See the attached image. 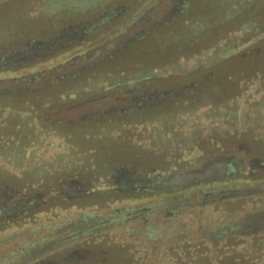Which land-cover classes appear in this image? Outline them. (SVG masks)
Masks as SVG:
<instances>
[{
    "label": "trees",
    "instance_id": "1",
    "mask_svg": "<svg viewBox=\"0 0 264 264\" xmlns=\"http://www.w3.org/2000/svg\"><path fill=\"white\" fill-rule=\"evenodd\" d=\"M31 3L0 0V193H28L40 203L20 221L0 220V231H12L6 239L32 234L21 251L38 264H264V0H112L108 9L120 12L115 20L38 54L34 43L107 9L79 12L66 2L32 10ZM134 31L145 35L124 46ZM131 70L164 74L152 92L193 85L185 96L136 114L156 118L145 150L104 138L129 125L102 113L110 101L100 99L128 84L108 73ZM163 111L200 117L187 130L198 156L209 160L241 147L246 163L186 189L140 199L118 192L117 170L133 168L143 153L158 164L159 140L173 136L157 132ZM119 201L127 204L117 207ZM178 214L183 220L176 222ZM40 229L46 232L38 239Z\"/></svg>",
    "mask_w": 264,
    "mask_h": 264
},
{
    "label": "flooded vegetation",
    "instance_id": "2",
    "mask_svg": "<svg viewBox=\"0 0 264 264\" xmlns=\"http://www.w3.org/2000/svg\"><path fill=\"white\" fill-rule=\"evenodd\" d=\"M119 16L120 12L118 8L107 9L103 12V14H100L99 16H91L89 17V19L87 18L88 20L85 21H89L88 25H84L85 21L79 22L77 24H74L73 26L68 27L67 30L66 28L63 29L61 33L65 35L66 33H69L71 35L74 32H78L79 29H81L84 25L85 29L80 33V35H84L87 34V32L99 30L103 27V25L108 22H112ZM73 28H75L76 30L71 32ZM135 33L139 34V37H137L136 39H139L143 35H145L144 31L132 32V34L125 37L124 46L130 42L127 39ZM175 72L176 71H173V76H170L171 79L175 77ZM136 73L137 71L135 70L126 71L124 75L120 76L118 75V73H115V71L108 73V76L110 77L113 76L123 78L125 80V83L127 82L128 84L119 85L118 87H115L118 88V90L115 95L109 94V99H107L108 94L104 95V97L100 99L101 102L105 100L110 101V105L107 106V110L102 113L105 116L116 114L118 119L128 123L129 125L124 126V130L119 132V135L116 136V139H106L107 136L105 135L104 138L106 144L108 143L107 145L115 147V145L120 144V141H122L120 139H123L122 137L124 136L123 133L126 134L124 136L126 140H130L131 136H135L140 140L146 141L149 133L152 131V127L155 126L150 125L151 121H156V118L150 116L149 113L144 115V117H137L138 115L136 114H142L148 109H154L158 104H164L167 101L177 100V98H179L181 95H184V92H189L193 88V85L190 84L188 86H183L177 89L173 94H171L168 90H165L163 92L155 90L154 92H152L149 86H151L152 82H157L159 79H162L164 77V74L162 72L157 73L154 70H152V72L149 70L147 73H145L143 77H139L136 75ZM117 102L120 104V107L118 110H115L114 106ZM97 111H99V109ZM166 113L167 112L163 111L161 115L157 116V121L162 125L160 128H158L159 130H161H158L157 132L158 134H164V137L167 136L168 130L174 132L175 127H177L176 124L173 123L176 121H173V118L168 119L167 115L169 113ZM171 114L172 113H170V117ZM89 118H91V116ZM139 122L142 124H139ZM95 131V136L101 133L98 128H95ZM159 142L160 144H162L165 143L166 140L162 139L159 140ZM159 151L162 153V155L171 153V150H167L162 147ZM244 158L245 157L244 153H242V148L239 147L237 151L219 153L213 159L208 160L207 158H204L199 163V165L197 163H189L188 165H182L177 162L174 164L162 162L159 167H151L153 163H149V161H147L146 166L148 167L143 172L140 171L138 173L137 170H135V167L129 168V170H117V173L114 176V184L118 192H139L142 194V196H146L150 194V192L161 191L166 188L171 189L178 186L181 187L180 185L174 183L171 180L170 181L173 182V184L165 183V180H167L170 176L175 175L176 173L183 174L193 172L194 176L190 177L194 179L196 178V182L197 184H199L200 182H205L209 180V178H212L216 175H223L226 172H229V165H232L234 166V168H237L238 166L245 164L246 160H244ZM214 161H217V163H214ZM63 187H66V190L65 192H63V194L69 195V193L72 191L71 186L65 184ZM74 191L75 190H73V192ZM39 205L40 203L38 197L33 196L32 194H20L18 191L15 190H10V194L8 195H6L5 192L0 193V220L5 218L11 220L13 218V220L16 222L20 221L21 215L24 214V212L35 209ZM19 249L20 250L17 252H20V255H23V257L28 254V251H25L23 254L21 251V247ZM36 259V256H34V258L30 257L29 260L25 261L24 264H38ZM18 262V264H21L20 261Z\"/></svg>",
    "mask_w": 264,
    "mask_h": 264
},
{
    "label": "rangeland",
    "instance_id": "3",
    "mask_svg": "<svg viewBox=\"0 0 264 264\" xmlns=\"http://www.w3.org/2000/svg\"><path fill=\"white\" fill-rule=\"evenodd\" d=\"M108 1L111 2L112 0H70V1L69 0H33V2L35 3H31L33 6H30V8L32 10L36 8H40L43 10H49V9L51 10L52 8L61 9L62 7L67 8L65 5L67 2L69 3V6H72V8L75 11L79 10L80 12L86 9H91L93 11H96V9H100L101 7L103 9H108V6L110 5ZM232 1L234 0H229V2H232ZM237 8L239 9V6ZM224 9H226V5H224ZM235 11H236V7H233V13H235ZM215 41L217 42L218 39H216ZM219 43L222 44V41H220ZM181 66L184 67L185 63H181ZM167 118L168 119L173 118L174 119L173 121H176V122L180 121V122L177 125V127H175L174 132L172 131L171 134H173V136L171 137V139L167 140L165 143H162L161 147L167 150L179 151V153L175 154V157L170 156L171 153H167L164 155L160 153L158 154L159 155L158 164L153 163L151 167H159V164L161 165L162 162L171 163V164H174L177 162L182 165H188L189 163H197L199 165V163L204 159L203 158L204 155L198 156V152L195 151L194 149L196 145V141H194L188 136L187 130L189 129L190 126L199 124L200 117L193 116L190 118L188 114L181 113L179 117L175 116L174 114H171V117H170V114H168ZM205 123L206 121L202 122V124H205ZM117 134L119 135V133ZM110 136H112L113 138H116V136L114 135V132L110 133ZM122 138L125 140L124 136ZM128 141L130 142L131 145L140 147V149L142 150L147 149V145H148L147 140L143 141V140L136 138L135 136H131L130 140ZM144 154L145 153H143L142 156H139L138 158H136V161H134L133 163V167H135V170H137L138 173L140 171L141 172L145 171L148 167L146 166L147 164L146 162L148 161V159L146 156H144ZM127 193L131 196V199H140V196H142V194L139 192L135 193V192L128 191ZM152 202L156 209H160L161 204L159 203V201L156 200ZM122 204L125 205L127 203L123 201H119L117 203V207ZM49 217L51 218L52 215H50ZM180 217H181L180 214L176 215V217L174 218L176 219V222L179 220L181 221L183 220V218H180ZM45 218H46L45 215H40L39 220H42ZM159 221H160L159 218L155 219V222H159ZM137 226L139 225L137 224ZM11 232H12L11 229L8 231L7 230L0 231V264H18L19 263L18 261H20L21 264H23L25 261L28 260L27 259L28 254L23 257V255H20V252H17V251H19L20 250L19 248L22 247V245L25 244L27 241L30 243H33V236L32 234L22 235V236L19 235V237L17 238L15 236H12L9 239H6L7 234H10ZM45 232L46 231L40 229L39 231H37V233L36 232L35 233L39 235L38 236V239H39L41 236H43V234H45ZM52 237L56 238L55 235H52ZM7 243L9 245H7Z\"/></svg>",
    "mask_w": 264,
    "mask_h": 264
},
{
    "label": "water",
    "instance_id": "4",
    "mask_svg": "<svg viewBox=\"0 0 264 264\" xmlns=\"http://www.w3.org/2000/svg\"><path fill=\"white\" fill-rule=\"evenodd\" d=\"M88 24H89V21L84 22L85 26ZM84 25L82 26L81 29H79L78 32H74L71 35L68 34V36H67L65 34H62V35L56 37L54 40L49 41L46 44H43L41 42L40 43H34L31 51L34 52V54L44 53V52H52L59 47H63L64 45H70V44L74 43L75 41H78V40L80 41V39H81L80 33L85 29ZM76 27H78V26H76ZM137 37H139V34L135 33L132 36H130L127 40L132 41V40L136 39ZM41 49H44V50H41ZM214 163H217V161H214ZM190 176H194L193 172L183 173V174L176 173L175 175L170 176L167 180H165V183L166 184H173V182H174V183H177L178 185H180L181 188L186 189L192 185L197 184L196 178L194 179V178H191ZM170 180L173 182H171Z\"/></svg>",
    "mask_w": 264,
    "mask_h": 264
}]
</instances>
